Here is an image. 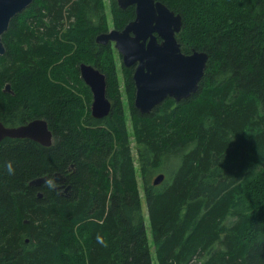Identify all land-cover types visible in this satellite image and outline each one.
Here are the masks:
<instances>
[{
  "label": "trees",
  "instance_id": "1",
  "mask_svg": "<svg viewBox=\"0 0 264 264\" xmlns=\"http://www.w3.org/2000/svg\"><path fill=\"white\" fill-rule=\"evenodd\" d=\"M109 1L123 29L134 7ZM155 1L181 16V52L208 61L189 99L146 115L132 107L137 166L119 98L97 120L68 85L84 86L87 61L114 84L95 42L108 31L102 0H33L11 19L0 122L43 119L53 141L0 142V264H152L143 209L157 264H264V0ZM123 71L134 102L133 71ZM55 173L63 187L29 186Z\"/></svg>",
  "mask_w": 264,
  "mask_h": 264
},
{
  "label": "water",
  "instance_id": "2",
  "mask_svg": "<svg viewBox=\"0 0 264 264\" xmlns=\"http://www.w3.org/2000/svg\"><path fill=\"white\" fill-rule=\"evenodd\" d=\"M32 1L0 0V56L5 53L1 37L8 30L11 19L22 13ZM117 5L120 9L133 6L134 19L120 31L112 29L97 35L95 42L98 45L114 43L123 66H135L132 75L135 109L146 115L167 98L180 102L194 95L204 76L208 55L199 51L181 52L176 39L182 27L181 16L155 0H117ZM79 70L92 93L91 117L97 120L106 118L111 104L106 97L105 75L86 64H81ZM3 91L10 92V85L6 84ZM6 138L28 139L43 147L51 146L53 141L52 132L43 119L19 126H5L0 122V142ZM54 178L63 187L65 177L55 173ZM45 180L46 177L34 179L29 186L39 187ZM163 180L164 174L159 173L152 179V185L158 186ZM69 191L70 186H65L64 195L67 196Z\"/></svg>",
  "mask_w": 264,
  "mask_h": 264
},
{
  "label": "rangeland",
  "instance_id": "3",
  "mask_svg": "<svg viewBox=\"0 0 264 264\" xmlns=\"http://www.w3.org/2000/svg\"><path fill=\"white\" fill-rule=\"evenodd\" d=\"M102 3H103L105 13H106V22H107V28L109 31V30H112L114 27L113 21H112V16L110 15V1L109 0H102ZM105 46H107V57H106V59H107V62L110 61L111 70H112L111 73H112L113 81H114L113 86H110V80L107 78L106 73H103L101 71L106 77V97H107V99H109L111 101V104L114 101L112 98H119L120 106H121V114L123 117V121L125 123V127L127 129V132L129 134V145H130L132 153L134 155L135 165L137 166L136 149H135L136 142L132 136V121L134 119V115L132 113V107L134 109H135V107H134L133 101H130L128 92L126 90L127 87L125 85V78H124V71H123L125 67L122 64L121 55L118 53L117 49L115 48L114 43L111 42ZM11 48L14 49V44H12ZM86 63L87 64L89 63V65L94 67L93 62H91L92 64H90L89 61H87ZM126 69H128V68H126ZM47 77H51V75L48 74ZM78 79L81 80L80 75H79V71H78ZM82 83H83V81H82ZM68 85H69V88L73 89L74 92L76 91V95L80 98L83 106H86V108L88 107L89 113H90V107H91V103L93 101L92 93H91L90 89L84 83H83V85H84L83 87L79 86V85L76 86L77 90L75 89L74 85L71 84L70 82L68 83ZM4 87L2 86L3 89H4ZM85 87H87L88 89H86ZM84 91L85 92L87 91L88 98H87L86 94H84ZM133 97H134V93H133ZM141 185H142V183L140 182V176L138 175V188H139L140 193L142 194ZM143 212H144V218H145L147 242H148V245L150 248L152 264H157L156 257H155V247H154L152 239H151V231L149 228L148 219H147V216H146L144 209H143Z\"/></svg>",
  "mask_w": 264,
  "mask_h": 264
},
{
  "label": "clouds",
  "instance_id": "4",
  "mask_svg": "<svg viewBox=\"0 0 264 264\" xmlns=\"http://www.w3.org/2000/svg\"><path fill=\"white\" fill-rule=\"evenodd\" d=\"M7 169L9 173L14 172V169L12 167V164L9 162L7 165ZM44 183L47 185L49 189H56L58 186V182L55 180V178H48L44 181Z\"/></svg>",
  "mask_w": 264,
  "mask_h": 264
},
{
  "label": "flooded vegetation",
  "instance_id": "5",
  "mask_svg": "<svg viewBox=\"0 0 264 264\" xmlns=\"http://www.w3.org/2000/svg\"><path fill=\"white\" fill-rule=\"evenodd\" d=\"M134 17H135V12H134ZM133 19H134V18H133ZM133 19H132V20H133ZM132 20H131V21H132ZM131 21H129V22H131ZM129 22H128V23H129ZM128 23H127V24H128ZM127 24H126V25H127ZM126 25H125V26H126ZM113 29H114V28H113ZM115 30L120 31V30H122V29H115ZM157 40L160 41L159 38H158ZM108 44H109V43H108ZM102 46H105V45H102ZM81 64H85V63H81ZM81 64H80V65H81ZM80 65H79V67H80ZM86 65H89V64H86ZM79 67H78V71H79V75H80ZM130 68L132 69V71H134L135 66H132V67H130ZM128 69H129V68H128ZM132 75H133V73H132ZM80 78H81V75H80ZM105 78H106V77H105ZM81 80H82V78H81ZM82 81H83V80H82ZM132 81H133V78H132ZM83 83H84V82H83ZM84 84H85V83H84ZM85 85H86V84H85ZM133 85H134V82H133ZM86 86H87V85H86ZM87 87H88V86H87ZM88 88H89V87H88ZM134 93H135V86H134ZM108 100H109V99H108ZM109 101H110V100H109ZM110 104H111V101H110ZM111 106H112V104H111ZM90 115H91V114H90Z\"/></svg>",
  "mask_w": 264,
  "mask_h": 264
}]
</instances>
